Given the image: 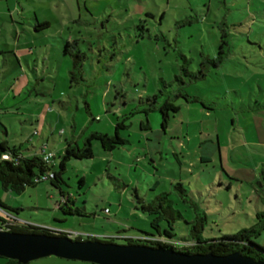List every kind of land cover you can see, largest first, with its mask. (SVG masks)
<instances>
[{
	"label": "rangeland",
	"instance_id": "obj_1",
	"mask_svg": "<svg viewBox=\"0 0 264 264\" xmlns=\"http://www.w3.org/2000/svg\"><path fill=\"white\" fill-rule=\"evenodd\" d=\"M19 1L24 5L16 11V0L0 1V50L17 49L23 70L10 73L13 54L6 52L5 61L0 55V124L6 128L5 133L0 128V140L18 145L29 137L37 147L46 143L58 166L68 141L82 146L94 131L112 135L118 119L134 114L120 130L126 144L109 151L92 139L93 156L66 161L59 186L43 180L19 194L0 188L5 207L0 218L123 244L125 237L154 231L135 192L143 200L169 192L172 207L183 215L174 224V241L188 237L186 221L194 210L207 213L206 239L254 223L256 199H244L249 188L238 180L244 169L264 168V153L250 144L264 131V0ZM33 10L50 21L48 28L36 30L29 17ZM222 29L229 42L226 59L208 67L206 78L190 80L182 66L196 71L204 57H213ZM65 41L72 53L84 54L75 80H70L72 57L62 53ZM25 43L29 48L21 52ZM178 89L212 102V110L177 97L180 109L162 129L160 112L144 111L154 95L157 106ZM205 149L214 151L204 153L203 162ZM177 182L198 202L197 209L182 200L184 193L173 186ZM60 189L81 214L58 207ZM254 240L264 247V229ZM28 264L94 263L46 256Z\"/></svg>",
	"mask_w": 264,
	"mask_h": 264
},
{
	"label": "trees",
	"instance_id": "obj_2",
	"mask_svg": "<svg viewBox=\"0 0 264 264\" xmlns=\"http://www.w3.org/2000/svg\"><path fill=\"white\" fill-rule=\"evenodd\" d=\"M48 26L47 22L40 21H37L36 25H34L36 30L45 29ZM228 43L227 32L222 29L218 52L213 57H204V59L199 62L200 67L196 71H190L185 65L182 66L181 71L184 72V75L188 76L190 80L206 78L208 67H219L226 59L227 53L224 47L228 46ZM70 45L71 43L69 41H65L62 53L63 55L69 54L72 57L70 80H75L77 79L76 75L81 74L84 54L80 51L72 53L71 50L68 49ZM175 78L181 80V76L176 75ZM180 83L184 84V81L181 80ZM177 97L183 98L188 104L195 102L201 104L205 109L212 110L210 108L213 104L212 102H205L196 95H189L182 89H178L174 96L164 99L161 103H158L157 106L155 105L157 104V96L154 95L151 99L149 109H145L144 112L146 114L148 110L157 109L162 116L161 128L165 129L169 115L180 109V105L175 104V98ZM133 114V112H130L128 113V116L125 115L123 119H118L115 122V131L112 135L94 131L86 137L82 146L78 145L77 142L68 141L59 156L58 166L55 165L53 159L48 161L45 160L41 153L42 144L37 147L31 142V139L25 141V143H28L26 147L25 143H19L16 145L9 144L6 140H0V188L5 191L19 194L25 189V187L40 182L39 180L37 181V178L48 172L53 173V178L49 179L51 183L55 186H59L58 183L61 181V174L65 170L66 161L71 158L83 159L91 158L93 156L91 145L92 139L98 140L101 146L109 151L126 144L128 139L120 134V130L128 127L126 119H129V115ZM140 126L143 127V122ZM37 133V131L36 133L33 132V135H36ZM260 176L259 180H256L255 183L261 185L263 188L264 171L261 172ZM82 183L83 179L81 178L80 184ZM173 186L185 194H183L182 200L190 202L194 209H197L199 206L198 202L194 200V197L190 198L189 195H186L187 190L183 188L181 183L177 182ZM60 194L63 198V204H58L59 208H62L69 214H81V210L78 207H71L74 203L73 200H71L69 196H63L64 194L61 189ZM135 195L138 203H142L140 209L150 216V226L154 231L144 232L141 236L135 238L133 236L125 237L124 239L126 240V243L123 244H139L151 247L172 248L176 251L188 254L212 253L215 255H226L232 252H239L242 255H247L257 260L264 261V247L254 240L259 236L261 230L264 229V210L256 212L255 221L250 226L243 227L234 233L226 234L219 238L208 239L202 237L204 221H206L207 213L194 210L195 215L193 219L191 221H186L187 224H190V227L188 228V237L174 241V224L177 219L183 218V215L179 209L172 207L170 199L168 198L169 192L158 193L149 200L139 198L136 192ZM63 205L66 206V208H64ZM0 207L5 209L1 204ZM163 222L165 225L162 224ZM0 228L19 233H42L51 236H68L66 231L25 223L17 219V217H9L8 219L0 218ZM72 239L113 242L112 238L100 239L95 236L82 237L81 235H77ZM2 258L5 259V264H19L16 260L6 257Z\"/></svg>",
	"mask_w": 264,
	"mask_h": 264
},
{
	"label": "water",
	"instance_id": "obj_3",
	"mask_svg": "<svg viewBox=\"0 0 264 264\" xmlns=\"http://www.w3.org/2000/svg\"><path fill=\"white\" fill-rule=\"evenodd\" d=\"M0 256L19 264L46 256L94 264H264V261L232 252L188 254L172 248L117 244L98 240H74L69 236L19 233L0 228Z\"/></svg>",
	"mask_w": 264,
	"mask_h": 264
},
{
	"label": "crops",
	"instance_id": "obj_4",
	"mask_svg": "<svg viewBox=\"0 0 264 264\" xmlns=\"http://www.w3.org/2000/svg\"><path fill=\"white\" fill-rule=\"evenodd\" d=\"M1 1V0H0ZM8 5V4H7ZM23 5L24 4H22V2H20L19 0H16V3H15V6L13 7V8H15V11L17 10V9H20V8H23ZM10 10V9H9ZM31 13V12H30ZM29 13V17L30 16H32V18H34L35 19V21L37 22V21H40V22H47L48 23V25L50 26V21L49 20H47V19H45V20H40L39 19V17H38V15H37V12L35 11V10H33L32 11V13L30 14ZM29 17L27 16L26 17V19L29 21ZM48 26V27H49ZM47 27V28H48ZM20 46H22L21 48H22V50H21V52H23V49L25 50V48L26 49H28L29 47H28V44H20ZM45 46H46V44H45ZM48 49H46L45 51H47ZM6 52H11L12 54H13V56H14V60L13 59H11V62H13L12 63V66H10V67H8V71L10 72V73H18L19 71L21 72V71H23L22 70V67H21V64H20V61H21V56H19V51L17 50V49H14V50H12V51H6ZM6 52H4V51H1L0 50V55H2L3 54V61H5L6 59H7V57H6ZM24 52H27V51H24ZM42 54H44V52L42 51ZM1 57V56H0ZM24 58V57H23ZM47 58L48 57H42V60L44 61L43 62V64H45V63H47L46 61H47ZM25 60V62L28 64V62H27V59L25 58L24 59ZM34 61H36V59L34 60ZM49 63V62H48ZM42 69H45V71L48 69H50L49 67H42ZM33 71H35V73H37V72H39V69H38V67H37V64H35V68H34V70ZM25 73V72H24ZM203 109V108H202ZM142 123V122H141ZM261 126H262V124L261 123H259L258 122V125H257V127L258 128H261ZM0 128H1V130H3V132L5 133L6 132V128H5V126H3L2 124H0ZM142 129H144V130H148L149 129V126H148V124H146V123H143V127H141ZM257 128V129H258ZM262 129V128H261ZM39 134V133H38ZM262 136H263V138L261 137V138H258V139H255V141L253 142V143H250L249 141H244V143H250V144H254V145H256V146H258V147H260V150L258 151L259 153H261V154H263L264 153V131L262 132ZM31 136V135H30ZM27 139H30L29 137L27 138ZM26 139V140H27ZM1 140H4V139H1ZM9 142V141H8ZM11 142V141H10ZM32 142V141H31ZM212 148V147H211ZM213 151H214V149H205L203 152H202V155H201V157H200V159H201V161H207L208 160V158L207 157H204L205 155H204V153H206V154H208V152H209V154H211V153H213ZM24 154H26V153H24ZM29 154V153H28ZM251 158H253V157H251ZM255 159V158H254ZM260 160H262L261 161V165H263L264 164V156L262 155L261 157H260ZM262 171H264V168L263 167H261L260 168V170H258V171H256V169H252V170H247V169H244L243 171H241L240 172V178H241V180H238V182L239 183H244V184H246L247 185V187H245V188H249V190H247V191H245V192H243L242 193V195H244V199L246 200V201H248V202H253L254 201V199H256L254 202H256L255 204H254V206H255V214H256V212L257 211H261V210H264V187L262 188L261 187V185H258V184H256L255 182H256V180H259V178L261 177L260 176V174H261V172ZM231 187V185L230 184H228L227 185V188L229 189ZM245 188H243V189H245ZM242 189V190H243ZM236 198L237 199H240L241 197H239V196H236ZM241 200V199H240ZM253 202V203H254ZM61 203H62V199H61ZM61 203H59V205H61ZM255 214H254V216H255ZM246 215L249 217V213L247 212L246 213ZM254 219H255V217H254Z\"/></svg>",
	"mask_w": 264,
	"mask_h": 264
},
{
	"label": "built area",
	"instance_id": "obj_5",
	"mask_svg": "<svg viewBox=\"0 0 264 264\" xmlns=\"http://www.w3.org/2000/svg\"><path fill=\"white\" fill-rule=\"evenodd\" d=\"M60 132H62V130ZM34 133H36V131H34ZM41 153H42L44 159L47 160V161L48 160H52L53 157L55 156V154H54V152L52 150H48L47 145L45 143H43L41 145ZM51 178H53V173L52 172H48V173H46V174H44L42 176H39L37 178V181L38 180L39 181L49 180ZM62 200H63V198H62ZM66 232L68 233V236L71 237V238H73V237H75L77 235H81V234H79L77 232H71V231H66Z\"/></svg>",
	"mask_w": 264,
	"mask_h": 264
}]
</instances>
